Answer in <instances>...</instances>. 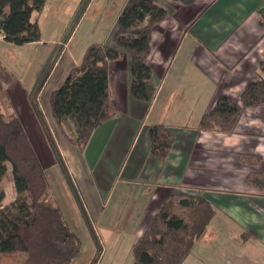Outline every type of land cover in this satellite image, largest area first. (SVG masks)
<instances>
[{"label": "crops", "instance_id": "obj_1", "mask_svg": "<svg viewBox=\"0 0 264 264\" xmlns=\"http://www.w3.org/2000/svg\"><path fill=\"white\" fill-rule=\"evenodd\" d=\"M158 1L169 15L152 32L149 61L155 96L149 103L132 96L127 53L110 63L111 103L117 114L97 126L80 148L89 179L84 193L90 203L106 208L119 190L136 201L130 217H145L146 224L172 194H201L216 213L183 263L264 264V190L245 180L253 169L264 173V105L247 108L232 133L198 128L218 95L239 99L244 87L259 77L264 58L259 7L264 0ZM40 16L34 11L31 20ZM113 30L104 43H112ZM0 40H5L1 32ZM85 49L79 56L72 54V66ZM9 94L13 101L12 89ZM13 105L23 121L22 105L20 110ZM154 123H164L173 133L164 158L152 152L149 127ZM240 152L261 154L262 164H243ZM145 227L137 231L139 236Z\"/></svg>", "mask_w": 264, "mask_h": 264}, {"label": "trees", "instance_id": "obj_2", "mask_svg": "<svg viewBox=\"0 0 264 264\" xmlns=\"http://www.w3.org/2000/svg\"><path fill=\"white\" fill-rule=\"evenodd\" d=\"M191 5L197 0H171ZM47 0H0V32L14 44L41 40L34 11L40 12ZM169 15L158 0H127L120 11L112 34V43L89 44L81 61L72 66L62 82L50 94L51 111L60 126L72 121L76 135L71 143L85 146L92 132L115 116L112 106L110 63L130 58L132 96L149 103L156 93L153 68L149 61L152 32ZM260 26L264 32V6L259 7ZM259 77L250 81L239 99L220 94L213 107L203 113L198 128L232 133L250 107L264 105V58ZM13 73L0 60V254L24 252L20 264H71L81 251L80 237L69 227L61 208L53 202L45 167L35 149L28 129L16 112L9 94ZM152 152L159 158L168 154L173 133L164 123L149 127ZM243 164L260 166L259 153L240 152ZM11 164L16 196L3 204V178ZM246 183L264 189V173L253 169ZM211 201L201 195L179 192L161 206L132 246L130 264H182L196 242L206 233L215 216Z\"/></svg>", "mask_w": 264, "mask_h": 264}, {"label": "rangeland", "instance_id": "obj_3", "mask_svg": "<svg viewBox=\"0 0 264 264\" xmlns=\"http://www.w3.org/2000/svg\"><path fill=\"white\" fill-rule=\"evenodd\" d=\"M122 1L47 0L38 21L40 42L19 45L0 40V60L14 75L9 90L16 107L20 110L22 105V118L45 167L51 198L82 242L71 264H130L137 231L150 224L144 223L145 217H130L136 201L125 199L119 190L106 208L94 200L90 203L84 193L89 179L80 160L82 146L68 139L76 135L74 126L71 122L60 126L51 111L50 94L66 78L72 54L79 56L89 44L109 40ZM11 169L8 163L1 184L4 205L16 196ZM25 257L24 252L1 253L0 264H20Z\"/></svg>", "mask_w": 264, "mask_h": 264}]
</instances>
